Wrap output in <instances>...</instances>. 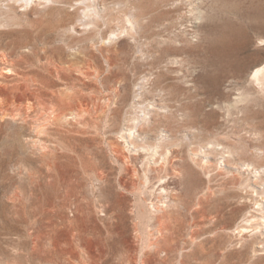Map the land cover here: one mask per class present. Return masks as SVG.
<instances>
[{"label":"rangeland","instance_id":"rangeland-1","mask_svg":"<svg viewBox=\"0 0 264 264\" xmlns=\"http://www.w3.org/2000/svg\"><path fill=\"white\" fill-rule=\"evenodd\" d=\"M14 1L0 0V264H264V123L231 107L256 96L264 0ZM65 94L83 121L49 127L42 156L41 105ZM154 145L170 160L150 169ZM161 177L175 197L152 251Z\"/></svg>","mask_w":264,"mask_h":264},{"label":"bare ground","instance_id":"bare-ground-1","mask_svg":"<svg viewBox=\"0 0 264 264\" xmlns=\"http://www.w3.org/2000/svg\"><path fill=\"white\" fill-rule=\"evenodd\" d=\"M12 0H10L11 2ZM14 2H19V0H15ZM33 2L36 3V1L34 0H27L25 4H23L24 7H26L27 9H30V7L32 6ZM200 6V5H199ZM25 8V9H26ZM136 10V9H135ZM156 17V16H155ZM201 19V18H200ZM132 22V21H131ZM134 22V21H133ZM154 25V24H153ZM170 28V27H169ZM170 51V50H169ZM5 52V51H4ZM6 56V55H5ZM264 61V60H263ZM10 63V62H9ZM174 66V65H173ZM87 71V70H86ZM93 72V71H92ZM88 74L90 73H87ZM92 74V73H91ZM101 74V73H100ZM250 75V74H249ZM249 77V76H248ZM164 78V77H163ZM124 80V79H123ZM250 85L255 89V94L256 96H251L248 95L247 92L242 93L239 95V97L236 99V101L231 103V107L233 109L237 110L238 115H241V119L247 122H253L254 124H256V121H260V124L264 123V107L263 105H261V99H264V63L261 65L256 66L252 73H251V77H250ZM113 86V85H112ZM119 87V86H118ZM94 88V87H93ZM102 90V89H101ZM254 92V91H253ZM68 95L65 94L63 96H61L60 98V102H62L64 105L63 106H59V105H51V106H46V104L44 105V103L41 105V116H39L40 118L38 126L40 129H38L37 131V137L41 138L39 141L35 140L34 144H35V148L36 150L40 153V155L44 156L46 155V153H48V150L51 149L52 145L50 146V144L48 145V143H46L44 140H42V137H40V135H44L46 133H48L47 131L49 130V127L51 128L52 126H54L55 124H59L60 122L62 123H66L68 125V123L70 122H77L80 123L83 120H81V118L83 117V109H74L73 106L71 105L73 100L71 103L68 102ZM103 98V97H102ZM121 98V97H120ZM261 98V99H260ZM41 99V98H40ZM75 100V99H74ZM52 101V100H51ZM43 102V101H42ZM77 102V101H76ZM75 102V103H76ZM35 103V102H34ZM33 103V104H34ZM37 103V102H36ZM39 103V102H38ZM37 103V104H38ZM41 103V102H40ZM36 104V105H37ZM61 104V103H60ZM86 104V103H85ZM236 104H242V107L239 109ZM255 104V108L254 105ZM260 104V105H259ZM35 105V104H34ZM47 105H50L47 104ZM78 105V104H77ZM18 106V105H17ZM39 106V105H38ZM76 106V105H75ZM38 108V107H37ZM79 108V107H76ZM2 110V109H1ZM40 110V109H39ZM83 113V114H82ZM241 113V114H240ZM14 114V113H13ZM40 115V113H39ZM230 116V115H229ZM16 117V116H15ZM86 120V119H85ZM148 124V123H147ZM55 125V126H57ZM60 125V124H59ZM264 125V124H263ZM61 126V125H60ZM63 126V125H62ZM255 126V125H254ZM253 126V127H254ZM59 127V126H58ZM61 128V127H60ZM37 130V129H36ZM54 130V129H52ZM256 133L255 136L257 137V140L260 141L262 138H264V130L258 126L256 127ZM140 131V130H139ZM121 135H120V139H122V144L127 147L128 143H130L129 138L132 136V132L133 129H129V134H127V130H123L121 131ZM36 135V134H35ZM49 136L51 134H48ZM57 135V134H56ZM239 135V134H238ZM46 137V135H44ZM38 138V139H39ZM44 139V138H43ZM124 140V141H123ZM53 141V140H51ZM255 142V141H254ZM263 143V141L261 142ZM231 144V143H230ZM221 145V144H220ZM263 145L264 144H260L258 143V145L254 146V149L256 151H260L261 148L263 149ZM253 146V145H252ZM225 147V146H224ZM139 148V147H138ZM112 149V148H111ZM114 149V147H113ZM116 149V148H115ZM120 149V147H119ZM127 148H124L123 150H116L117 151V158L118 159H122L123 161H126V163H129L128 158L129 156H127L124 152V150ZM160 149H162V146L160 145H154V147L152 146L151 148H144L145 151L149 152V156H148V163H149V167L150 169L152 168V162L154 159H156V157L158 155H160L163 158V161L165 163H163V165L167 164V161L169 162L170 160V151L164 150L161 151ZM128 150H131L130 147H128ZM225 150V149H224ZM113 151V150H112ZM161 151V152H160ZM115 153V152H114ZM226 153H230V151L227 152V150L223 153L224 156L226 155ZM39 155V156H40ZM132 157V156H131ZM143 158V157H142ZM130 159V158H129ZM51 160V159H50ZM140 160V158H139ZM45 161V160H44ZM261 161V160H260ZM264 162V161H263ZM142 163V162H141ZM158 164V163H157ZM156 164V165H157ZM126 165V164H125ZM154 165V164H153ZM152 165V166H153ZM251 166V164H248V167ZM149 169V168H148ZM149 169V170H150ZM137 170V168H136ZM153 170V169H152ZM147 172V171H146ZM151 172V170H150ZM258 174H260V172L255 171ZM148 173V172H147ZM149 174V173H148ZM99 177V175H97ZM98 177L97 181L101 182L102 180H100ZM164 177L159 178V195L160 198L156 199L155 197L152 199V208L154 211V214L152 216V219L155 220L154 223V233L152 234V239L150 241L149 244V249H151L152 251H161V240L164 236V231L166 229L164 223H163V217L160 216L161 214H159L160 212L163 213L165 208L168 207L170 204H173L174 202V195L172 194L173 191L170 190V183L167 182V180L163 179ZM104 179V178H103ZM146 183H148V178H146ZM173 181V179H172ZM146 183L144 182L145 186ZM143 184V186H144ZM235 193V192H234ZM155 195V194H154ZM153 195V196H154ZM100 197V196H99ZM176 199V198H175ZM99 203V202H98ZM227 211V210H226ZM151 215V214H150ZM150 219V218H149ZM168 230V229H166ZM244 231H240V233H242ZM159 251V252H160ZM158 252V253H159ZM169 255V254H168Z\"/></svg>","mask_w":264,"mask_h":264}]
</instances>
